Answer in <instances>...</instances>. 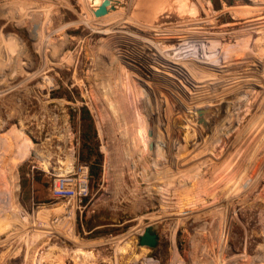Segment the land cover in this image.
<instances>
[{"label":"rangeland","instance_id":"374dc122","mask_svg":"<svg viewBox=\"0 0 264 264\" xmlns=\"http://www.w3.org/2000/svg\"><path fill=\"white\" fill-rule=\"evenodd\" d=\"M184 1L0 0V264H264V0Z\"/></svg>","mask_w":264,"mask_h":264},{"label":"built area","instance_id":"2783aa9c","mask_svg":"<svg viewBox=\"0 0 264 264\" xmlns=\"http://www.w3.org/2000/svg\"><path fill=\"white\" fill-rule=\"evenodd\" d=\"M264 155V143L260 149ZM89 166L78 163L72 170L55 176L50 184L52 197L80 206L89 195Z\"/></svg>","mask_w":264,"mask_h":264},{"label":"trees","instance_id":"16d2710c","mask_svg":"<svg viewBox=\"0 0 264 264\" xmlns=\"http://www.w3.org/2000/svg\"><path fill=\"white\" fill-rule=\"evenodd\" d=\"M82 118L84 120H88V123H87V130L90 132L93 130V123H92V119H91V116L89 115L88 111H87V114L83 115ZM89 132H84L83 133V136L84 137H90L88 136ZM86 144V143H85ZM88 153L86 155H82L81 157H79L80 159H82L84 162H86L88 165H89V175H98L99 174V171H100V168H101V159H100V154L97 153L96 151V158L92 160V157H91V151L94 150L93 147H89L88 146ZM3 162V161H2ZM1 165H3L7 170V173H8V176H9V181L10 183H13L14 185L12 186L13 188L17 189L18 188V185L15 183V175L11 174V170H12V165H4V163H1ZM10 188V187H9ZM11 189V188H10Z\"/></svg>","mask_w":264,"mask_h":264},{"label":"water","instance_id":"95a60500","mask_svg":"<svg viewBox=\"0 0 264 264\" xmlns=\"http://www.w3.org/2000/svg\"><path fill=\"white\" fill-rule=\"evenodd\" d=\"M109 0H102L100 5L93 11L95 17H101L108 13ZM150 129V128H149ZM151 131V130H150ZM158 235L149 227H146L139 235L138 243L140 245L154 247L157 244Z\"/></svg>","mask_w":264,"mask_h":264},{"label":"bare ground","instance_id":"6f19581e","mask_svg":"<svg viewBox=\"0 0 264 264\" xmlns=\"http://www.w3.org/2000/svg\"><path fill=\"white\" fill-rule=\"evenodd\" d=\"M90 1V3H91V6L93 7V9L95 10L99 5H100V3L102 2V0H89ZM112 1H116V0H110V2H112ZM179 2H182V0L180 1L179 0ZM185 2V1H184ZM186 2H187V0H186ZM186 2L185 3H182V5L183 4H185L184 6L185 7H183V6H181V8L183 9L182 11H180V12H182L183 13V11H185V9L184 8H186ZM180 6H179V8H180ZM193 6H194V4H193ZM193 6L191 7L192 8V10H190L189 8H188V6H187V8L189 9V11H192L193 12ZM180 8V9H181ZM186 8V9H187ZM196 7H194V9H195ZM188 9L185 11V13H188ZM195 11V10H194ZM192 12H190V13H192ZM108 13H109V9H108ZM107 13V14H108ZM196 13H197V8H196ZM106 15V14H105ZM192 15V14H191ZM197 15V14H196ZM37 20V19H36ZM169 65V64H168ZM167 65V66H168ZM167 68V67H166ZM178 75V74H177ZM177 80V79H176ZM187 88V87H186ZM174 98V97H173ZM113 104V103H112ZM116 107V106H115ZM136 141H137V144H139V143H141V140H140V137H137V139H136ZM134 159V158H133ZM52 214V213H51ZM54 215V214H53ZM50 216V215H49ZM47 219H49L48 217H46ZM46 219V220H47ZM49 221V220H48Z\"/></svg>","mask_w":264,"mask_h":264},{"label":"crops","instance_id":"0c3cea01","mask_svg":"<svg viewBox=\"0 0 264 264\" xmlns=\"http://www.w3.org/2000/svg\"><path fill=\"white\" fill-rule=\"evenodd\" d=\"M73 169V168H72ZM68 172V171H67Z\"/></svg>","mask_w":264,"mask_h":264}]
</instances>
